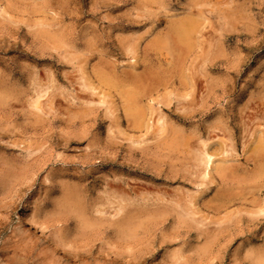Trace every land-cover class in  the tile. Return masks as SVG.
<instances>
[{
    "label": "rangeland",
    "instance_id": "obj_1",
    "mask_svg": "<svg viewBox=\"0 0 264 264\" xmlns=\"http://www.w3.org/2000/svg\"><path fill=\"white\" fill-rule=\"evenodd\" d=\"M258 154L264 0H0V264H264Z\"/></svg>",
    "mask_w": 264,
    "mask_h": 264
},
{
    "label": "bare ground",
    "instance_id": "obj_2",
    "mask_svg": "<svg viewBox=\"0 0 264 264\" xmlns=\"http://www.w3.org/2000/svg\"><path fill=\"white\" fill-rule=\"evenodd\" d=\"M185 20V19H184ZM190 20V19H189ZM189 22H191V21H189ZM194 22H196V21H194ZM173 23V22H172ZM179 23V22H178ZM168 25H170V24H168ZM172 25H175V24H172ZM168 27V26H167ZM166 27V28H167ZM169 28V27H168ZM170 30V28L167 30V32ZM188 30H190L191 31V26H190V23L188 24H177L176 26H175V28H173L171 31H173L172 33H174V34H176V35H178L179 37H181V40L186 36V34L188 33ZM170 31V32H171ZM165 32H166V30H165ZM164 32V33H165ZM169 32V33H170ZM163 36V35H162ZM165 36V35H164ZM168 36V35H167ZM165 38V37H164ZM163 38V39H164ZM173 38V37H172ZM175 38V43L177 42V39L178 38H176V37H174ZM189 38V37H188ZM162 39V40H163ZM191 39V38H190ZM169 40V39H168ZM185 40H188V39H185ZM156 41V40H155ZM159 41V40H158ZM161 41V40H160ZM158 43V42H157ZM157 43H155V44H157ZM166 44H168L169 45V42L167 43V42H165ZM160 44V43H159ZM171 44V43H170ZM173 44V43H172ZM177 44V43H176ZM181 44V43H180ZM180 44H179V47H180ZM188 44H189V42H188ZM182 45V44H181ZM184 45H186V44H184ZM167 46V45H166ZM173 46V45H172ZM183 46V45H182ZM187 46V45H186ZM160 47H162V46H160ZM175 46H173L172 47V49L174 48ZM178 47V48H179ZM167 48V47H166ZM177 48V47H176ZM148 49V48H147ZM161 50V49H160ZM174 50H175V48H174ZM146 52H147V50H146ZM145 52V53H146ZM160 53H161V51H160ZM147 54V53H146ZM164 54V53H163ZM150 55V54H149ZM156 54H154V56H155ZM146 56H148V55H146ZM152 56H153V54H152ZM157 56V55H156ZM163 56V55H162ZM174 57V56H173ZM149 59H151V58H149ZM156 59V58H155ZM158 59H160L161 60V58H158ZM174 59V58H173ZM154 60V59H153ZM166 60V59H165ZM169 60V59H168ZM150 61V60H149ZM155 61V60H154ZM167 61V60H166ZM165 61V63L167 64V62ZM158 62V61H157ZM168 62H170V61H168ZM173 62H174V60H173ZM172 62V63H173ZM156 63V62H155ZM159 63V62H158ZM171 63V64H172ZM145 64V63H144ZM151 64H153V63H151ZM170 64V65H171ZM174 64V63H173ZM155 65L156 64H154L153 66L155 67ZM170 65H168V66H170ZM137 66V65H136ZM148 66V65H147ZM157 66V65H156ZM143 67H144V65H143ZM149 67V66H148ZM153 67V68H154ZM146 68V67H145ZM152 68V67H151ZM150 68V69H151ZM158 68V67H157ZM160 68V67H159ZM146 69H148V68H146ZM146 69H144V72H145V70ZM150 73V72H149ZM146 74H148V72H146ZM104 76H105V74H104ZM149 76V75H148ZM107 78H110V77H107ZM135 78V77H134ZM138 78V77H137ZM100 79H104V81H105V78H103V77H101ZM109 80V79H108ZM111 80V79H110ZM110 80H109V82H110ZM113 82V81H112ZM114 82H115V80H114ZM108 83V82H107ZM120 83V82H119ZM118 84V83H117ZM104 85H106V84H104ZM119 85V84H118ZM128 86V87H127ZM126 87L127 88H129L130 86L129 85H127ZM135 86V85H134ZM134 86H132V87H134ZM125 87V86H124ZM123 87V88H124ZM136 88H139V86L138 87H136ZM135 88V89H136ZM125 89V88H124ZM130 91V90H129ZM132 92H133V90H131ZM134 92H136V91H134ZM123 93H124V91H123ZM127 93V92H126ZM130 93V92H129ZM136 93H139L138 92V90H137V92ZM130 95V94H129ZM131 95H132V93H131ZM136 96H137V94H135ZM134 95V96H135ZM139 95H140V93H139ZM126 96H128V95H126ZM131 99H132V97H130ZM129 98V99H130ZM140 97H138V99H139ZM130 99V100H131ZM133 99H135V98H133ZM130 100L129 101H126V102H130ZM5 101V100H4ZM140 101V100H139ZM135 102V101H134ZM9 103V102H8ZM140 103V102H139ZM3 104V103H2ZM136 104V103H135ZM8 105H10V104H8ZM12 105V104H11ZM10 105V106H11ZM126 105H128V104H126ZM125 105V106H126ZM137 106V105H136ZM139 106V105H138ZM131 107V106H130ZM132 108V107H131ZM130 109V108H129ZM138 109V108H137ZM131 110V109H130ZM135 110V109H134ZM125 111V110H124ZM135 112V111H134ZM133 113V112H132ZM138 113H140V110H139V112ZM136 114V113H135ZM134 114V115H135ZM143 114V113H142ZM133 116V115H132ZM137 117H138V115H137ZM139 117H141V118H143V115L142 116H139ZM134 118H136V116L134 117ZM136 120V119H135ZM140 120V119H139ZM134 121V120H133ZM138 123H139V121H138ZM174 140V139H173ZM175 143L177 142V141H174ZM258 143V142H257ZM171 144V143H170ZM174 144V143H173ZM172 145V144H171ZM176 145V144H175ZM173 146V145H172ZM171 146V147H172ZM261 150V149H260ZM260 150L258 151L259 153H261L260 152ZM257 152V153H258ZM262 152H263V150H262ZM259 155V154H258ZM259 156H261V155H259ZM211 157V156H210ZM262 158H264V156H261ZM210 159V158H209ZM209 159H208V161H209ZM211 160V159H210ZM261 167V166H260ZM264 167V166H263ZM9 168V167H8ZM258 168V167H257ZM3 169H5V168H3ZM220 169V168H219ZM223 169V168H222ZM259 169V168H258ZM8 170V169H7ZM12 170V169H11ZM221 170V169H220ZM260 170V169H259ZM262 170V169H261ZM219 171V170H218ZM9 172H10V170H9ZM225 172V171H224ZM2 173V172H1ZM0 173V174H1ZM5 173V172H4ZM4 175V174H3ZM7 175V174H6ZM9 176V175H8ZM14 177H15V175H14ZM10 178V177H9ZM10 181V180H9ZM7 195H9V194H7ZM225 196V195H224ZM223 195H222V197H221V195H220V197L221 198H223L224 197ZM218 197H219V195H218ZM219 197V198H220ZM226 197V196H225ZM231 197V196H230ZM217 198V197H216ZM218 198V199H219ZM220 198V199H221ZM227 198V197H226ZM65 199H67V198H65ZM217 199V200H218ZM67 206V205H66ZM70 207V206H69ZM80 210V209H79ZM124 221V220H123ZM123 221H120V222H123ZM125 222H128V220L126 221L125 220ZM124 223V222H123ZM129 224L131 223V222H128ZM122 224V223H121ZM124 224H127V223H124ZM124 224H123V226H124ZM15 225H16V227H17V230H23L24 232H26V234L28 233L29 235H34V236H37L38 237V239H40L43 243H44V245L46 246V247H48L49 249H51V250H54V251H58V252H60V253H62L63 255H68V254H70L68 251H67V249L65 248V246L63 247V245H62V247L59 245V244H57V243H55L53 240H52V238H50L48 235H47V233L46 232H44L43 231V229H39V226L36 224V222H34V221H31L30 219L28 220L27 218H26V210L24 209V210H21V212L18 214V216H16V221H15ZM38 226V227H37ZM122 226V225H121ZM120 226V228H122ZM126 226V225H125ZM131 226H133V225H131ZM127 227H129V225H127L126 226V228ZM123 229V228H122ZM124 229H125V227H124ZM130 229H131V227H130ZM129 229V230H130ZM127 231H128V228L126 229ZM125 230V231H126ZM22 231V232H23ZM130 232V231H129ZM128 233V232H127ZM62 254H60V255H62ZM263 263V262H262Z\"/></svg>",
    "mask_w": 264,
    "mask_h": 264
}]
</instances>
